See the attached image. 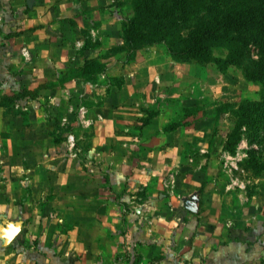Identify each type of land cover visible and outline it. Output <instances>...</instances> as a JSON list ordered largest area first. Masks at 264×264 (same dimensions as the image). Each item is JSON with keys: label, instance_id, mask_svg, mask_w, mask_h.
Listing matches in <instances>:
<instances>
[{"label": "crops", "instance_id": "obj_1", "mask_svg": "<svg viewBox=\"0 0 264 264\" xmlns=\"http://www.w3.org/2000/svg\"><path fill=\"white\" fill-rule=\"evenodd\" d=\"M95 1L0 0V264H264V188L231 185L210 118L162 103L163 63L75 69L109 46Z\"/></svg>", "mask_w": 264, "mask_h": 264}, {"label": "rangeland", "instance_id": "obj_2", "mask_svg": "<svg viewBox=\"0 0 264 264\" xmlns=\"http://www.w3.org/2000/svg\"><path fill=\"white\" fill-rule=\"evenodd\" d=\"M129 2L130 0H99L93 3L95 5L92 6H99V11L103 12V19L97 21L99 30H101L97 35L108 42L109 46L103 47L104 49L99 51L100 57L97 60L98 63L93 66L94 68L84 71L87 79H90V83H95L91 82L93 78L92 70L96 67L99 70L105 69L104 58L106 56L119 55L126 63H129L135 58L138 51H148V58L144 60L148 67L144 69V72H150V69L158 64V67L164 65L161 70L162 79L159 84L166 90L165 93L164 91L160 93L161 95L164 94L160 99L162 103L171 109L173 108L172 112L174 111L177 120L180 121L184 120L186 116L198 120L210 118L212 126L216 127L219 135L226 138L223 149L230 155L228 161L237 164L238 169L233 168V171L238 179L244 182V188L247 192L251 195L255 192V186L258 185L264 188V122L256 121L236 128V116L222 109L227 102L236 105L245 100L262 102L264 99V83L261 80L246 78L242 67L230 66L221 70L218 69L213 60L205 62L178 60L170 55L167 46L163 43L143 46L137 49L132 57L133 53L131 55L129 50L130 45L124 41L118 43L121 40V28L124 18L132 13ZM111 24L112 26L117 25V29H113ZM116 39L118 40L116 41ZM91 41L93 42L92 39ZM251 54L255 59L259 58L257 46H251ZM216 55H220L218 49L214 50L213 56ZM142 56H146V54H142ZM78 66L75 67L76 70H80L81 64ZM81 72L83 73V71ZM69 79V77H65L62 81L65 83ZM59 81L62 83L61 80ZM53 85L54 82H45L37 87L38 91L25 92L26 90H19L20 94L26 95L28 98L38 94L41 89L52 88ZM73 96L76 97L74 98L75 105L71 107L74 111L73 116L69 118L75 121L76 127L82 128V118L87 117L89 113L93 114L94 110L92 107L89 111L85 105L81 88ZM42 99L43 102L44 98ZM70 99H73V97ZM175 100L177 104L174 106ZM81 106L85 110L83 115L80 111ZM7 110L10 111V106ZM68 112H70L69 109ZM146 112L149 113L150 111ZM179 125H182V123L179 122ZM81 140L82 137L73 147L76 154L78 152L82 154ZM253 158H256V160L253 161Z\"/></svg>", "mask_w": 264, "mask_h": 264}, {"label": "trees", "instance_id": "obj_3", "mask_svg": "<svg viewBox=\"0 0 264 264\" xmlns=\"http://www.w3.org/2000/svg\"><path fill=\"white\" fill-rule=\"evenodd\" d=\"M129 3L132 13L122 23L121 43L130 45L132 57L143 46L163 43L178 60H213L221 70L242 67L246 78L264 83V0H130ZM252 45L258 47L257 59L251 54ZM217 49L220 55L213 56ZM97 63L95 59L83 58L79 68L83 73L78 72L87 80L84 71ZM103 70L96 67L92 72L95 75ZM20 93L5 96L1 105L9 106L24 97ZM222 109L236 116V128L264 122V99L260 103L245 100L238 105L227 102Z\"/></svg>", "mask_w": 264, "mask_h": 264}, {"label": "built area", "instance_id": "obj_4", "mask_svg": "<svg viewBox=\"0 0 264 264\" xmlns=\"http://www.w3.org/2000/svg\"><path fill=\"white\" fill-rule=\"evenodd\" d=\"M80 111H82V114L85 112V110H84V108H83L82 106L80 107ZM68 142H69V145H70L71 147L74 146L75 139H74L73 134H70V135L68 136ZM222 157H223V159H224V161H223V159H222L224 167H225L227 170H229L230 173H231V185H237V186H239V187L244 188V187H245L244 182H242L241 180H239L238 177L235 175V173H234V171H233V168H235V169L237 168V169H238L237 164H233V163H230V162L228 161V160H229L228 157H230V155L227 154L226 151H223V153H222ZM229 164H230V165H229Z\"/></svg>", "mask_w": 264, "mask_h": 264}, {"label": "water", "instance_id": "obj_5", "mask_svg": "<svg viewBox=\"0 0 264 264\" xmlns=\"http://www.w3.org/2000/svg\"><path fill=\"white\" fill-rule=\"evenodd\" d=\"M263 256H264V252H263Z\"/></svg>", "mask_w": 264, "mask_h": 264}]
</instances>
